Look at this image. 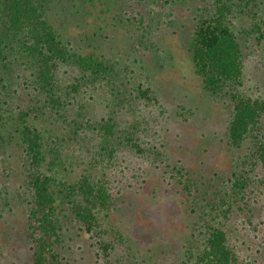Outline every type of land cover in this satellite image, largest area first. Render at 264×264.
I'll list each match as a JSON object with an SVG mask.
<instances>
[{
    "label": "rangeland",
    "instance_id": "1",
    "mask_svg": "<svg viewBox=\"0 0 264 264\" xmlns=\"http://www.w3.org/2000/svg\"><path fill=\"white\" fill-rule=\"evenodd\" d=\"M233 1L237 9L230 18L242 43L244 63L238 91L246 97L264 98V24L255 33H243L252 30L255 20L264 21V0L256 4ZM214 10L213 0L50 1L48 19L71 46L114 66L117 85L127 100L119 108L113 90L118 87L102 82L76 95V101L61 111L63 118L46 104L33 71L21 58L13 60L11 88L5 98L10 106L3 105L10 112L5 115L17 116L19 107L35 109L42 130L65 139L60 144L71 179L96 171L108 180L116 197L106 226L116 250L109 258L96 257L92 240L73 226L62 253L67 261L62 264H179L182 246L203 238L201 226H207L200 221L203 213L211 224L226 225L238 264H264V177L261 167L254 164L256 148L251 140L239 149L227 144L231 96H213L203 88L188 52L199 20ZM74 75H78L75 68L63 65L60 69L58 84L64 91ZM139 84L151 86V100L141 102L132 96ZM81 115L93 123L81 124L77 137L72 122ZM112 116L121 130L117 136L127 133L114 140V154L99 129ZM163 116L172 118L171 122L165 124ZM163 136L169 145L166 152L182 161L197 182L199 191H194L191 204H183L177 196H163ZM126 137L139 143L151 141L152 151L146 155L152 157L147 159L128 146ZM20 153V145L13 141L0 154V181L16 197L25 177ZM153 159H158L159 168ZM240 171L253 177L244 200L227 195L233 173ZM24 216L20 203L11 211H0V264H32ZM215 216L216 221L210 220ZM166 221L169 226H163Z\"/></svg>",
    "mask_w": 264,
    "mask_h": 264
},
{
    "label": "trees",
    "instance_id": "2",
    "mask_svg": "<svg viewBox=\"0 0 264 264\" xmlns=\"http://www.w3.org/2000/svg\"><path fill=\"white\" fill-rule=\"evenodd\" d=\"M50 1L0 0V154L7 150L9 143L18 142L25 171L23 184L17 188L18 197L13 196L12 191L0 181V211H11L20 203L25 215L23 221L30 243L32 264L66 262L67 257L62 253L73 226H77L84 236L92 240L91 246L96 257L109 258L116 250V244L108 240L109 232L106 230L116 201L111 184L96 171L85 172L71 179L66 165L68 159L63 156L60 144L65 139L58 133L43 131L37 121L40 113L35 112V109L19 107L17 116L12 112L8 116L4 113L10 112L3 105L10 106V100L5 98H8L7 90L11 88L13 60L19 61L20 58L23 65L33 71L34 82L41 94H45L46 104L57 109L63 118L65 115L61 111L72 105L77 99L76 95H80L84 88L96 89L102 82L118 87L119 75L115 73L114 66L97 55L79 53L56 30L47 16ZM213 1L215 10L199 20L188 52L203 88L213 96L223 93L231 96L233 109L225 134L227 144L239 149L251 140L256 148L254 164L261 167L264 177V98L246 97L238 91L244 74L243 48L230 18L237 4L233 0ZM247 1L256 4V0ZM262 24L263 20H255L252 30L243 33H255L262 29ZM63 65L75 68L78 74L72 77L66 91L58 84L59 71ZM113 90L116 91L114 96L119 108L127 101L126 94L119 87ZM132 96L141 102L151 100L153 89L139 84ZM83 117L75 116L73 119L74 136L80 137L81 124L93 123ZM171 120L163 116L165 124ZM117 123L116 117L112 116L99 124L106 143L111 146L110 154L117 150L114 140L127 135L122 132L117 136L116 132H121L116 129ZM126 139L129 140V137ZM127 143L135 151L144 153L147 159L152 157L146 155L152 151L148 146L152 144L151 141L139 143L133 138ZM168 148L163 136V196L166 199L177 196L183 204H191L194 202V191L198 190L197 182L192 181L193 173L182 161L174 160L166 152ZM157 161L153 159L152 163L159 168ZM230 181L232 186L227 195L244 200L253 184V177L248 171L234 172ZM199 216L200 221L207 225L201 226L205 228L200 231L203 238L198 243L182 246L179 264H238V256L229 242L226 225L211 224L205 220V216H208L205 213ZM228 217L227 214L225 218ZM217 218L215 216L210 220L214 222ZM169 225L166 221L163 226Z\"/></svg>",
    "mask_w": 264,
    "mask_h": 264
}]
</instances>
